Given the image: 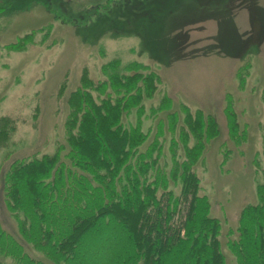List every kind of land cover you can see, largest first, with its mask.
<instances>
[{
	"label": "rangeland",
	"instance_id": "1",
	"mask_svg": "<svg viewBox=\"0 0 264 264\" xmlns=\"http://www.w3.org/2000/svg\"><path fill=\"white\" fill-rule=\"evenodd\" d=\"M21 41L24 50L10 49ZM114 58L160 74L146 114L165 93L173 110L186 104L215 116L218 134L195 171L220 223L224 264H238L230 242L263 181L254 161L264 150V0H0V181L15 159L56 151L71 93ZM154 122L146 119L144 129ZM0 222L33 258L54 264L23 241L1 183Z\"/></svg>",
	"mask_w": 264,
	"mask_h": 264
},
{
	"label": "trees",
	"instance_id": "2",
	"mask_svg": "<svg viewBox=\"0 0 264 264\" xmlns=\"http://www.w3.org/2000/svg\"><path fill=\"white\" fill-rule=\"evenodd\" d=\"M100 73L98 80L86 73L71 93L56 151L15 159L3 174L4 204L23 241L54 264H224L220 223L195 171L218 134L215 116L186 104L173 110L165 93L146 114L161 76L138 61L114 58ZM228 101L235 139L239 122ZM149 118L155 124L145 130ZM254 164L263 181L230 242L238 264H264V150ZM7 260L46 264L0 222V264Z\"/></svg>",
	"mask_w": 264,
	"mask_h": 264
}]
</instances>
